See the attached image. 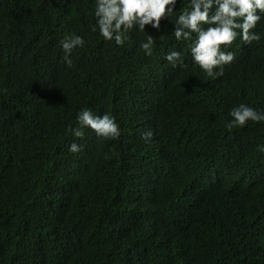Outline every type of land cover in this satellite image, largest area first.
<instances>
[{"label": "trees", "instance_id": "trees-1", "mask_svg": "<svg viewBox=\"0 0 264 264\" xmlns=\"http://www.w3.org/2000/svg\"><path fill=\"white\" fill-rule=\"evenodd\" d=\"M93 9L0 0V264H264V122L226 128L240 103L264 111V19L213 79L167 21L146 25L145 55L150 33L117 46ZM75 35L69 67L60 41ZM82 108L120 136L74 137Z\"/></svg>", "mask_w": 264, "mask_h": 264}, {"label": "clouds", "instance_id": "clouds-1", "mask_svg": "<svg viewBox=\"0 0 264 264\" xmlns=\"http://www.w3.org/2000/svg\"><path fill=\"white\" fill-rule=\"evenodd\" d=\"M181 5L182 0H94L93 31L98 29L104 40L123 46L134 28L139 33H150L146 29L148 25L159 32L161 21H167L172 25V36L187 43L192 62L213 79L222 75L223 66L234 60V53L228 49L237 37L245 44L261 39L260 33L254 30L264 19V0H187V6L177 12ZM84 44L80 35L61 39L63 59L69 67L72 65L69 58L72 50ZM153 46L151 33L139 44L145 55L152 54ZM164 59L173 67L178 62L183 63L182 52L175 49L167 52ZM229 116L231 119L226 124L229 130L244 127L248 121L264 122V111L244 103L232 107ZM85 128H90L100 138L120 136V127L114 116L107 113L97 115L89 108L78 111L76 126L69 131L74 137L82 138ZM152 135L149 130L143 133V138L147 141ZM82 147L73 142L68 151L77 153ZM258 148L264 152V145Z\"/></svg>", "mask_w": 264, "mask_h": 264}]
</instances>
